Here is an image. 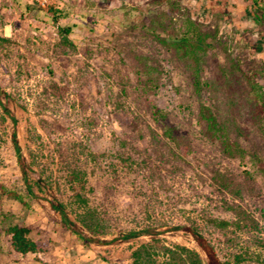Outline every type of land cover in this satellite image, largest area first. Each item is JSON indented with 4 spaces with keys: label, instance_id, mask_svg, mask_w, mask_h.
I'll list each match as a JSON object with an SVG mask.
<instances>
[{
    "label": "rangeland",
    "instance_id": "1",
    "mask_svg": "<svg viewBox=\"0 0 264 264\" xmlns=\"http://www.w3.org/2000/svg\"><path fill=\"white\" fill-rule=\"evenodd\" d=\"M261 5L0 0V264H134L137 249L148 264H192L188 252L210 264L185 228L191 223L221 262L264 264V139L244 111L250 86L244 79L223 84L215 100L201 99L239 126L230 138L249 153L240 160L202 133L188 72L156 37L176 33L189 18L213 35L207 78L222 83L223 69L237 76L241 69L255 73L264 87ZM63 26L71 29L72 46L60 43ZM149 69L152 86L145 84ZM231 91L238 104L233 108ZM153 104L169 112L174 139L153 120ZM149 128L175 150L187 145L184 159L157 161L148 149ZM218 171L234 180L239 194L217 187ZM230 205L251 214L259 229L231 233L205 223V215L234 219ZM15 224L28 227L45 249L12 253L5 230ZM130 231L147 232L122 239Z\"/></svg>",
    "mask_w": 264,
    "mask_h": 264
},
{
    "label": "trees",
    "instance_id": "2",
    "mask_svg": "<svg viewBox=\"0 0 264 264\" xmlns=\"http://www.w3.org/2000/svg\"><path fill=\"white\" fill-rule=\"evenodd\" d=\"M248 1L256 7L259 6V2H262L261 6L264 9V0ZM58 32L60 35V43L66 46H72L69 40V35L71 33L70 27H58ZM156 37L169 52H173L177 61L183 63L188 72L193 94L199 99L197 122L201 126L202 133L208 138L218 140L225 154L240 160L246 159L249 153L230 138L231 132H240V128L233 117L226 116L221 118L218 115L215 104H206L201 101V99L203 96H207L210 101L215 100V95L223 84L232 87L233 82L240 85L241 80L244 79L250 86L248 92L249 99L244 111L248 118L255 124L264 139V87L255 81V73H248L238 69L241 75L237 76L234 70L223 69L220 77L223 80L222 83L217 79L207 78L204 74V66L213 49V35L189 18H186L176 33L168 35L167 37H160V34H156ZM2 40L8 42L9 38H3ZM152 71L153 70L150 71L149 69L150 76L145 81L146 85L149 84L152 86L155 83L152 77ZM122 94H126L125 89H122ZM235 94V92H232L228 97V105L231 108L238 105ZM151 116L155 122L161 124L163 136L168 139H174V131L176 128L167 123L169 112L153 104L151 105ZM149 134L152 145L148 146V149L161 164H175L184 159V156L189 151L188 146L185 144H176L175 150L170 147L167 142L163 143V140L159 138L151 128H149ZM12 142L16 151L18 163L24 173L25 166L22 162L20 150L17 145L15 132L12 133ZM251 157L253 161L261 164L262 161L255 154H251ZM261 171L264 172V168H262ZM213 180L220 190L231 191L235 194L240 193V187L225 173L216 172L213 176ZM228 207L234 213V219H222L205 215V223L221 231H230L231 233H233L235 229H259V223L247 211L241 209L238 205H230ZM56 208L60 210L59 212L63 223L69 225L66 213L60 209V205L56 206ZM185 228L191 233L198 245L206 253L210 264H230L228 262H221L216 257L213 247L207 242L198 226L191 223V225ZM145 232L147 231H130L124 234L122 239L138 237L145 234ZM5 233L7 245L10 251L15 255L23 256L45 249L46 245L43 242L38 239H33L30 236L31 230L28 227L15 224L6 228ZM188 255L192 264H199L195 253L188 252ZM133 263L148 264L142 259L140 249L133 252Z\"/></svg>",
    "mask_w": 264,
    "mask_h": 264
},
{
    "label": "built area",
    "instance_id": "3",
    "mask_svg": "<svg viewBox=\"0 0 264 264\" xmlns=\"http://www.w3.org/2000/svg\"><path fill=\"white\" fill-rule=\"evenodd\" d=\"M32 1L37 2L41 6L47 5L50 2V0H32Z\"/></svg>",
    "mask_w": 264,
    "mask_h": 264
}]
</instances>
